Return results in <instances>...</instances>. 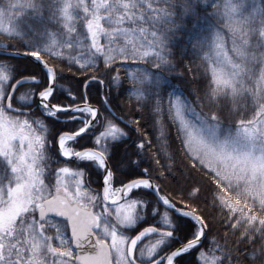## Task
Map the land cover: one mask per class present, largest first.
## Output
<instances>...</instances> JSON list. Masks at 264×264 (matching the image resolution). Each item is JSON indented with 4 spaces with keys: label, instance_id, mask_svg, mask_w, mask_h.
<instances>
[{
    "label": "snow or ice",
    "instance_id": "obj_1",
    "mask_svg": "<svg viewBox=\"0 0 264 264\" xmlns=\"http://www.w3.org/2000/svg\"><path fill=\"white\" fill-rule=\"evenodd\" d=\"M198 5L205 26L190 44L210 75L193 90V107L168 91L164 70H172L175 36L185 17L199 18ZM54 25L63 30L49 31ZM0 31L25 48L0 50V264H197L185 254L199 248L209 222L167 194L169 181L186 191L179 165L161 171L158 160L147 163L141 150L150 142L137 146L138 160L127 155L139 120L122 121L125 130L113 111L126 92L158 113L167 99L185 133L187 172L207 170L238 237L221 255L200 252L203 264H264V216L252 214L264 211V0H8ZM77 46L87 54L69 59L82 78L65 103L57 88L64 77L44 56ZM118 58L139 61L122 65L133 88L119 96L110 90L120 83L112 76ZM249 106L251 118H239ZM232 192L235 200L225 195Z\"/></svg>",
    "mask_w": 264,
    "mask_h": 264
},
{
    "label": "trees",
    "instance_id": "obj_2",
    "mask_svg": "<svg viewBox=\"0 0 264 264\" xmlns=\"http://www.w3.org/2000/svg\"><path fill=\"white\" fill-rule=\"evenodd\" d=\"M7 2L8 0H0V6H4ZM211 11L210 8L207 9L208 13ZM197 12L199 13V18L193 15L185 17L183 21L184 27L176 34L171 49L173 53L171 57L172 70H164L169 82L168 91L172 92L175 90L177 95H181L182 97L188 96L193 107H195L197 103V97L193 93V90H203L208 83L207 76L210 75V73H205L203 65H201L197 57L193 55L191 49L190 38L194 37L199 29L205 26V20L203 19L206 14L205 7L203 5H198ZM37 23L39 22L37 21ZM77 28L78 31L86 32V29L82 28L79 24ZM62 30V25H54L49 29V31L54 32ZM59 38L58 36V39ZM103 42L102 40V43ZM6 45L11 50L25 51L23 42L12 39L3 31H0V47L5 48ZM82 53L86 55L87 49H81L77 46L73 50L65 48L64 55L59 58L44 56V59L47 60L49 65L55 67L58 73L62 74L64 77V79H58L57 88L65 95V100L63 101L65 103L69 102L66 99L69 92H71L73 96L76 94L75 91L72 90L73 80L82 78L81 74L76 71V66L72 64L69 57H79ZM3 58L4 57H0V59ZM12 62L15 63L16 61L13 60ZM138 62L139 61L135 60L125 61L122 58L116 60L112 65V67L116 69V71L112 72V76L114 77L119 74L120 83L117 84L113 82L110 86L111 93L119 96L121 90L133 88L132 81L125 73L122 65ZM24 63L27 64L28 61L25 60ZM198 65L200 66L199 72L190 70ZM146 66L150 67V65ZM97 67L103 69L105 66H103L102 63H98ZM89 71L91 73L93 70L90 69ZM97 75L100 74L97 73ZM105 83H107V81H105ZM30 87V85H25L20 91L24 92ZM101 95H106L103 89H101ZM117 103L118 107H114L113 111L117 116L121 117V120L114 121L119 127L127 130L125 123L122 121L130 122L132 120H139V125L133 126L134 130L131 134L132 139L128 141L126 149L127 155L130 156L133 161L138 160L139 157L134 155L137 146L142 142H150L145 143V148L141 150V155L145 158L147 163H151L153 167H158L156 165V161L158 160L161 171H163V166H168L170 169L174 170L175 167L179 165L185 172L183 187L186 191H178L175 182L169 181V184L165 186L167 194L176 201L178 206L186 205L189 209L195 210L197 214L202 213L206 221L209 222L207 235L204 241L198 249H193L190 253L185 254L186 257L188 259H195L197 264H203V261L199 259L200 252H205L209 255H221L219 250L226 246H231L234 241H237L238 237L227 228L226 221L224 220L225 213L221 211L218 203L214 201V194L211 190L209 183L210 177L207 174V170L201 171L197 168L191 173L187 172L185 168V166L189 164V154L185 152L187 145H180V138L183 137L185 133L180 126L179 120L174 119V114L167 111V99H165L163 109L159 113L156 112L155 109L141 108L132 92H126L124 96L120 97ZM201 107H203L204 111H207L205 105L201 104ZM199 111L200 109L197 108V112ZM252 111V107L249 106L246 110H242L239 114V118L250 119ZM137 112H143L144 118L140 119V117L135 114ZM37 119H43V117L38 113ZM49 142L51 143V141ZM124 151L125 150H121V154H123ZM117 159H119V156ZM147 163L145 166H147ZM166 174L167 173H165V175ZM115 186L118 187L119 185L117 184ZM92 187L95 188L96 185H92ZM197 188L200 189L199 192L196 191ZM225 195L230 196L233 200L237 198L234 192L225 193ZM240 199L243 201L244 198L241 197ZM248 203L251 204L250 201ZM252 214L264 216V211H260L256 207H253ZM49 234L52 233L50 232ZM259 243V240H257V247ZM250 249L251 245L246 248L245 251L248 252Z\"/></svg>",
    "mask_w": 264,
    "mask_h": 264
},
{
    "label": "water",
    "instance_id": "obj_3",
    "mask_svg": "<svg viewBox=\"0 0 264 264\" xmlns=\"http://www.w3.org/2000/svg\"><path fill=\"white\" fill-rule=\"evenodd\" d=\"M3 49H4V48H1V47H0V50H3ZM9 50H11V49H9ZM12 51H18V50H12ZM21 52H22V51H21ZM62 159H63V158H62ZM206 235H207V230H206ZM204 239H205V238H202V241H204Z\"/></svg>",
    "mask_w": 264,
    "mask_h": 264
},
{
    "label": "rangeland",
    "instance_id": "obj_4",
    "mask_svg": "<svg viewBox=\"0 0 264 264\" xmlns=\"http://www.w3.org/2000/svg\"><path fill=\"white\" fill-rule=\"evenodd\" d=\"M189 115H190V116H189V119H193V117L191 116V114H189ZM193 122H195L194 119H193ZM118 187H119V186H118Z\"/></svg>",
    "mask_w": 264,
    "mask_h": 264
}]
</instances>
